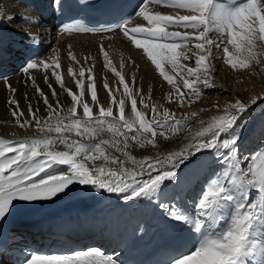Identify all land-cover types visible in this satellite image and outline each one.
I'll return each mask as SVG.
<instances>
[{
  "label": "snow or ice",
  "instance_id": "6c2138e0",
  "mask_svg": "<svg viewBox=\"0 0 264 264\" xmlns=\"http://www.w3.org/2000/svg\"><path fill=\"white\" fill-rule=\"evenodd\" d=\"M63 0H52L62 7ZM134 18L142 22L134 23ZM24 24L21 35L26 49L22 73L31 83L46 115L32 102L22 110L17 89L5 78L12 93L7 104L13 122L26 133L15 139L0 138V220L16 203L51 201L72 185L122 194L131 201H157L163 215L181 232L194 238L187 250H176L168 264H264V151L245 155L242 133L248 113L264 93L247 100L235 98L205 119L201 108L180 118L163 105L152 103L137 86L136 76L127 79L125 69L135 65L121 59L119 70L103 45V68L118 78L117 86L103 79L105 106L98 97L90 56L78 59L69 46L68 57L78 67L62 70L59 54L48 60L38 56L41 39L32 27H42L28 14H0V35L14 21ZM62 33L119 32L141 51L159 76L171 87L169 104L184 108L195 104L203 89L216 87L215 52L234 72L264 71V0H141L134 16L100 29L62 24ZM212 33L217 36L214 39ZM86 65H88L86 67ZM40 73L48 91L36 80ZM66 79L72 81L69 87ZM58 85V89L54 87ZM65 94L69 103L59 97ZM27 100V93H24ZM139 105V107H138ZM197 123L198 128L192 124ZM30 133V134H28ZM184 135L175 151L160 152V141ZM153 149L157 155H136L134 149ZM211 174L189 203L168 196L182 169ZM63 166V167H62ZM163 198V199H162ZM24 264H118L99 247L71 253L31 254Z\"/></svg>",
  "mask_w": 264,
  "mask_h": 264
},
{
  "label": "bare ground",
  "instance_id": "6f19581e",
  "mask_svg": "<svg viewBox=\"0 0 264 264\" xmlns=\"http://www.w3.org/2000/svg\"><path fill=\"white\" fill-rule=\"evenodd\" d=\"M43 1V11L41 15H39L33 14L25 5L17 4L14 0H0V14L7 12V14L16 17L21 14H28L39 19L42 23V27H32L29 30L34 34H38L42 41L41 44L44 46V52L41 59L48 60L59 54L62 70L65 73L69 66L77 71L79 67L68 57L69 46H71V50L76 54L77 58L81 59L82 63L83 57H92L93 60L89 61V65L95 63L94 73L96 75L97 87L100 89L98 97L101 100V103L107 106L108 100L106 93L102 90V84L105 77L107 79L109 78V71L107 72L106 69L103 68V55L99 51V46L103 45L105 47L113 64L118 70L122 58L127 60L132 53H138L141 55V51L137 50L134 46H131L126 39L122 38V35L119 32L90 35L55 31L52 24L54 13H52L50 5L51 0ZM133 22L140 23L142 21L134 18ZM24 27L25 25L19 23L17 20L14 21L11 26H5L2 29V35H0V137L6 139L22 137L26 133L13 122L11 109L7 104L12 93L8 91L3 83L5 78H7L11 85L17 89L15 98L20 102L22 110L26 111L27 103L32 102L34 105L41 108L40 115H46L43 111L44 106L42 102L37 100L31 83H25L27 78L21 71L26 53L24 48V37L20 34L21 29ZM211 35L214 39L217 36L216 33H212ZM48 48L50 51H45V49L47 50ZM214 54L217 57V60L213 61L217 69L215 75L219 72L220 76L222 75L226 82L222 83L220 82L221 79L219 80L215 77L216 87L206 89V91L211 92L213 90H218V94H221V96L211 94L209 98H200L195 104H192L186 110L174 109L176 104H169L167 102L165 97L170 91H172L171 87L166 82H163L164 80L158 83L151 81L154 76H150L151 72L148 71L145 64L137 62L132 70H129L127 65L125 69L127 74L126 78L131 79L133 73H135L137 86L143 90L145 96H147L148 89L151 87L153 89L152 103L163 105V107L176 112L178 118L184 113L190 114L193 111H199V109L205 108L210 109V111L201 113V115L207 119L216 114V110L213 108L214 104H219L223 107L226 102L235 98L247 100L253 95L264 93V83H258L253 87L240 88L234 92L230 91V87L235 85L236 81L239 79H241V83H246V80L244 79L245 77H241L243 72H234L225 65L220 59L221 52H215ZM139 64L140 67H138ZM87 66L88 65H86V67ZM254 68L256 69L257 67ZM257 70L260 73L264 72L260 71L259 68H257ZM36 80L40 87L47 92L48 89L44 84L40 73H36ZM108 82L110 86L116 87L118 78L115 77V79H111ZM66 83L69 87L73 86L70 79H66ZM53 86L58 89V85L55 83ZM204 90L205 89L202 91ZM24 93H27V100L25 99ZM59 99L63 103L70 102L69 98L63 93L60 95ZM262 108H264V102H258L248 113L247 119L249 124L242 133V146H245L244 150L248 149V151L246 150L245 155H251L257 151H264V115L260 116L257 114L259 112L258 110ZM262 110L260 111L262 112ZM258 115L259 117L257 118ZM192 127L198 128L199 125L193 123ZM185 142L184 135H181L179 139H174L171 142L160 141V152L166 153L169 151H175ZM133 151L136 155H157V151L150 148L134 149ZM213 167H215V165H210L205 171H200L195 174H193L191 166L182 169L179 173V181L170 185L168 196H177L178 198L182 196L185 200L191 203L196 192L200 190V185L209 178ZM89 187L91 190L83 194L81 197L67 201L54 209L47 210V212L31 216L29 218V224L25 221L14 223L10 229L12 242L11 248L20 247L26 249L28 254L33 248H43L47 250L49 247H52V241L44 238L42 233L39 234L37 232L38 228L34 226V223L41 220L48 221L51 218L57 217L66 220V225H68V238L66 239H70L68 242L71 243V246L68 248L67 245L69 243L67 241L66 243H62L60 241L63 239L57 240L56 243L61 244L66 248L59 253H71L75 250H81L82 244H86L85 248L90 246L87 245L90 244L88 242L97 243L101 245L103 251L113 255L119 264L120 259H118L119 252L117 249L119 242L113 237L121 231L123 226L122 223L126 222L136 214H142L151 218L154 211L156 212V222H160L165 218L161 209L156 206L157 201L155 200L149 201L147 199H136L125 201L122 199V194L109 193L104 190H97L91 186ZM22 224H24L26 229L20 227ZM126 224L129 225V222ZM97 237H102L103 239L107 238L101 241H93ZM177 240H179V243L185 242L181 245L182 248H180V250H187L191 248L194 243V238L187 233H184L182 239L179 238ZM48 252L52 251L49 250Z\"/></svg>",
  "mask_w": 264,
  "mask_h": 264
},
{
  "label": "rangeland",
  "instance_id": "374dc122",
  "mask_svg": "<svg viewBox=\"0 0 264 264\" xmlns=\"http://www.w3.org/2000/svg\"><path fill=\"white\" fill-rule=\"evenodd\" d=\"M129 58L131 60L135 61L136 63L139 62V63L145 64L147 66L148 71L151 72L150 76H154V78H152L151 81H153L155 83L163 81V79L159 76L158 72L155 70L154 65H151L150 62L145 61L144 58L140 54L132 53V54L129 55ZM133 67H134L133 64H128L129 70H132ZM138 67H140V64L138 65ZM106 71L108 72V70H106ZM108 75H109L108 81H110L111 79H115L114 74H112L111 72H108ZM214 77H217L219 80L221 79L220 82H222V83L226 82L225 79L222 77V75L220 76L219 72L216 73V75L214 73ZM241 77H245L244 79L246 80V83H244V84L241 83L240 82L241 79H239L238 81H236L235 85L230 87V91L234 92V91L239 90L240 88L253 87V86L257 85L258 83H264V72H262V73L258 72L257 68L256 69L253 68L251 71L243 72ZM163 82H165V81H163ZM166 86H167V84H166ZM218 93H219L218 90H216V91L213 90L211 92H207L206 89H205L203 91V95H202L201 98H203V99L205 97L209 98V96H211V94L221 96V94H218ZM188 107H190V106H185L184 108H179L176 105L174 107V109L186 110V109H188ZM262 109H264V108H262ZM262 109H260V110H262ZM260 110H258L259 112L257 111L258 112L257 114H259L260 116L261 115L263 116L264 115V110H262V112ZM259 115L257 116V118L259 117ZM244 147L245 146H242L244 154H245L246 150L248 151V149L244 150Z\"/></svg>",
  "mask_w": 264,
  "mask_h": 264
}]
</instances>
